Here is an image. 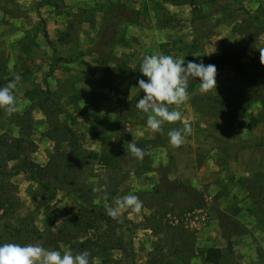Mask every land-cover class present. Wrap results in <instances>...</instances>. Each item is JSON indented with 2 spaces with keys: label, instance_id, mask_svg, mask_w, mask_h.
<instances>
[{
  "label": "rangeland",
  "instance_id": "374dc122",
  "mask_svg": "<svg viewBox=\"0 0 264 264\" xmlns=\"http://www.w3.org/2000/svg\"><path fill=\"white\" fill-rule=\"evenodd\" d=\"M224 42L227 52L241 44L231 65ZM261 48L264 0H0V87L21 76V110H0L8 145L0 171H20L0 176V200L14 201L0 219V244L63 253L74 235L121 245L95 264H208L202 255L212 247L223 264H264ZM156 53L217 68L216 91L201 95L191 80L182 121L165 123L163 134L151 133L135 107L144 95L138 80L147 79L140 63ZM185 122L192 134L172 148L167 132ZM133 140L150 153L143 161L125 147ZM129 193L143 202L139 214L106 215ZM31 223L38 237L20 241L15 228Z\"/></svg>",
  "mask_w": 264,
  "mask_h": 264
},
{
  "label": "clouds",
  "instance_id": "9594fccd",
  "mask_svg": "<svg viewBox=\"0 0 264 264\" xmlns=\"http://www.w3.org/2000/svg\"><path fill=\"white\" fill-rule=\"evenodd\" d=\"M260 63L264 66V48L259 49ZM185 59L174 58L171 55L156 53L145 55L140 63L139 72L147 79L138 80V88L144 93L136 102L138 112L146 116V126L151 133L163 134L165 123L175 124L182 121L179 110L190 98L189 82L199 80V93L208 95L217 88V68L213 64L205 65L203 61L196 63ZM21 76L13 74L12 80L0 87V110L7 117L21 110V105L15 95L17 84ZM192 134L189 123H183L180 128H173L167 132L168 143L172 148H179L185 138ZM128 153L137 161H143L150 153L137 146L133 140L126 143ZM158 163H154L157 167ZM94 192L106 191V185L93 188ZM143 202L135 194L129 193L115 199L114 206L106 208V215L118 220L123 212L139 214ZM59 221H57L58 223ZM0 264H95L91 252L84 250L73 253L71 249L63 253L49 250L40 244L20 245L18 243L0 244Z\"/></svg>",
  "mask_w": 264,
  "mask_h": 264
},
{
  "label": "trees",
  "instance_id": "16d2710c",
  "mask_svg": "<svg viewBox=\"0 0 264 264\" xmlns=\"http://www.w3.org/2000/svg\"><path fill=\"white\" fill-rule=\"evenodd\" d=\"M192 5H193V2H192ZM226 45L225 47V54H224V59L226 61L227 64H233L234 62H237L241 55L237 52L239 51L237 46L241 45L240 43L236 46L234 45V47L232 48V50L230 52H227V48H230L229 44L225 43L224 42V46ZM219 89H222V93L224 91H230L229 89L221 86ZM48 97L49 99L54 102V98L51 96L50 93H48ZM45 111V110H44ZM45 113L47 115H49V111L46 110ZM66 131L70 132L71 136H72V139H73V143L74 145L77 143V140H76V134L75 132L69 128V127H66L65 128ZM0 157H5L7 155L6 152H4L6 150V148L8 147L7 145V142H0ZM18 159V156H13L12 158L8 159V160H17ZM55 159V158H54ZM6 165L4 166L3 165V170L0 171V176H16L20 173L19 170H15V171H8L7 169H5ZM63 169H64V166H62ZM40 168V167H38ZM48 169H51L52 170V165H48V167H46ZM2 169V168H1ZM18 169H23L21 166H18ZM25 170H27L26 168H24ZM62 169V171H63ZM40 171L43 173L45 172V175H53V171L52 172H49L47 169L45 168H40ZM41 172H32V177H35V175L37 174L38 176L40 175L41 176ZM57 177V180L59 181L58 182V185L59 187L61 188H65V186L63 185L64 183H62L63 181V172H59V174L56 175ZM36 180L38 182H41L43 183V180H40V179H37ZM44 184V183H43ZM45 185V184H44ZM46 186V185H45ZM14 207V201L12 200V198H2L0 200V212L3 211L2 214H0V219H3L5 217V219L8 217V211L10 208ZM21 223H24L26 222V219L24 220H21L20 221ZM76 222H73V225L76 226L75 224ZM34 223H31L29 225H26V226H23L22 229L19 228H15L14 232L16 231V235L17 237L20 239V241H25V243H28L29 241H31L32 239H35L36 237H38V234H39V230L38 228L33 225ZM90 225V224H89ZM95 225H93L92 227H94ZM96 231L98 230L97 229V226H96ZM69 236H70V233H69ZM72 236V235H71ZM73 238H74V243L72 244L71 246V250L73 251V253H78V252H82L84 250H88L91 252V256L92 258H94L96 256V254H99V253H102V252H107L109 250H114V249H119L121 245H115L109 241H106L104 243H102V245H98L97 246V243H95L92 239H87L85 241H82L80 242L79 239L73 235ZM25 239V240H24ZM94 246H97V249L94 250ZM95 259V258H94ZM206 262L209 263V264H223V260H224V255H223V252L221 249L219 248H209L207 250V253H206V258H205Z\"/></svg>",
  "mask_w": 264,
  "mask_h": 264
},
{
  "label": "crops",
  "instance_id": "0c3cea01",
  "mask_svg": "<svg viewBox=\"0 0 264 264\" xmlns=\"http://www.w3.org/2000/svg\"><path fill=\"white\" fill-rule=\"evenodd\" d=\"M209 248H206L205 249V251H204V254L202 255V257H203V261L204 262H206V260H205V258H206V253H207V250H208ZM207 263V262H206ZM209 264V263H208Z\"/></svg>",
  "mask_w": 264,
  "mask_h": 264
},
{
  "label": "built area",
  "instance_id": "2783aa9c",
  "mask_svg": "<svg viewBox=\"0 0 264 264\" xmlns=\"http://www.w3.org/2000/svg\"><path fill=\"white\" fill-rule=\"evenodd\" d=\"M187 220H192V219L191 218H189V219L187 218Z\"/></svg>",
  "mask_w": 264,
  "mask_h": 264
}]
</instances>
